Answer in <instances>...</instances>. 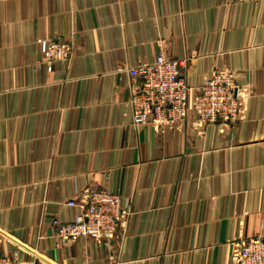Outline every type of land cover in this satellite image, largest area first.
<instances>
[{"label":"crops","instance_id":"0c3cea01","mask_svg":"<svg viewBox=\"0 0 264 264\" xmlns=\"http://www.w3.org/2000/svg\"><path fill=\"white\" fill-rule=\"evenodd\" d=\"M0 251L22 264H231L264 227V0H4L0 3ZM73 57L53 71L38 42ZM164 53L199 86L230 67L253 86L247 117L198 133L132 119L131 76ZM131 214L108 245L60 241L83 189Z\"/></svg>","mask_w":264,"mask_h":264},{"label":"built area","instance_id":"2783aa9c","mask_svg":"<svg viewBox=\"0 0 264 264\" xmlns=\"http://www.w3.org/2000/svg\"><path fill=\"white\" fill-rule=\"evenodd\" d=\"M38 42L43 53L41 61L48 71L73 57L76 43L70 39L55 36ZM187 64L185 59L175 60L160 53L154 60H139L128 69L135 126H147L160 133L181 130L189 122L201 134L209 125L229 127L247 117L254 93L250 81L241 83L235 69L222 67L206 75L201 85H191L184 76ZM67 205L77 206L79 212L72 221L53 220L60 241L85 238L108 245L131 214L123 206L121 195L106 189L80 190ZM22 263L19 250L0 251V264ZM231 264H264V227L256 236H238L233 241Z\"/></svg>","mask_w":264,"mask_h":264}]
</instances>
